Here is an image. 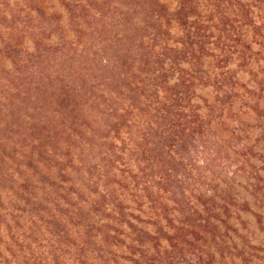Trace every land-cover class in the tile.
Instances as JSON below:
<instances>
[{"label": "rangeland", "instance_id": "obj_1", "mask_svg": "<svg viewBox=\"0 0 264 264\" xmlns=\"http://www.w3.org/2000/svg\"><path fill=\"white\" fill-rule=\"evenodd\" d=\"M0 264H264V0H0Z\"/></svg>", "mask_w": 264, "mask_h": 264}]
</instances>
